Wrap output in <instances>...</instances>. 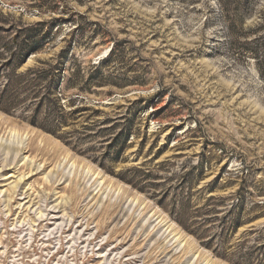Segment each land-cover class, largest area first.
Here are the masks:
<instances>
[{"label":"rangeland","instance_id":"374dc122","mask_svg":"<svg viewBox=\"0 0 264 264\" xmlns=\"http://www.w3.org/2000/svg\"><path fill=\"white\" fill-rule=\"evenodd\" d=\"M38 24L54 39L19 64ZM259 29L264 0H0V264H264ZM71 40L85 75L111 61L105 87L60 95V138L47 88ZM154 206L200 257L144 223Z\"/></svg>","mask_w":264,"mask_h":264},{"label":"trees","instance_id":"16d2710c","mask_svg":"<svg viewBox=\"0 0 264 264\" xmlns=\"http://www.w3.org/2000/svg\"><path fill=\"white\" fill-rule=\"evenodd\" d=\"M46 24H38L36 28H32L30 30H27V36L28 40L30 42H27L24 44L23 48H21L19 56L16 60L19 64H22L24 59L33 52H37L40 48L39 42H42L41 35H44L43 41L50 42L51 33H53V29L48 30V33H45L42 29L45 27ZM80 26L75 29L78 31ZM259 30H253L251 36H246L245 38L247 40H250V38H253L251 41L246 42L247 48L250 50V55L253 56L256 62V66L258 71H262L264 68V32H261ZM45 33V34H44ZM72 36H74V34ZM74 47H76V42L74 43V40L69 41L68 47H66L65 50H63L60 60L62 61L57 67L56 72L58 73V80H56V77L54 80L50 82V86L47 88L48 92V106L53 107L54 116L58 117V125H52L50 128H44V130L47 133H51L52 135L56 137H60L59 134L64 131V129L67 127V124H64L63 121L65 120V117L63 116L65 114V108L62 106V99L60 98V95L65 92H71V91H78L81 93H92L94 88H103L106 86L107 81L100 75V68L111 61V58L108 60H105L104 62L94 65L93 70L94 72L88 73L87 75L84 74L83 66L77 59H75L72 52L74 51ZM115 48L112 50V52L115 53ZM113 53V54H114ZM113 57V56H112ZM60 66V67H59ZM64 72H68V77L62 78V74ZM45 74V72H44ZM48 75L50 74L47 73ZM42 79V78H41ZM63 79V80H62ZM43 80V79H42ZM64 86V88H62ZM66 96V95H64ZM63 98V97H62ZM70 118L75 119L78 115H80V112L78 110L72 111L70 114ZM55 119V117H54ZM111 131V130H108ZM105 133V132H100ZM61 138V137H60ZM116 144L111 148L115 151L117 157L123 154L126 151V144L129 141V134H120V137L117 138ZM110 149V150H111ZM239 224L234 223V229L238 228Z\"/></svg>","mask_w":264,"mask_h":264},{"label":"bare ground","instance_id":"6f19581e","mask_svg":"<svg viewBox=\"0 0 264 264\" xmlns=\"http://www.w3.org/2000/svg\"><path fill=\"white\" fill-rule=\"evenodd\" d=\"M17 138V140H18V142L16 143V145L15 144H13V146L11 145L12 143H10V144H6L4 147L7 149V155L9 156H11V159L13 158L14 160L13 161H15V160H17V158L20 156V154H22V152L25 154V150H26V148H24V147H26L25 146V138H23L22 136H20L19 137V135H14L13 134V138ZM3 143H4V140L3 139H0V150L3 148ZM23 159H25L26 161H27V163H28V166H29V168H31L32 169V173L33 172H39L40 170H41V166L40 165H35L36 163L34 162V160L33 159H30V158H28V157H24ZM8 160V159H7ZM67 161V160H66ZM71 167H75V164H71ZM73 170V169H72ZM78 172V171H77ZM30 174V173H29ZM88 175H90L91 177H93V178H95V180H97L98 179V184L99 185H104V183H105V181H104V176H101V174L99 173V172H97V174L93 171L92 172V170L91 169H88L87 171H86V176H88ZM50 176H52L51 174L50 175H48L47 176V178H46V182L48 181V179H50L51 177ZM23 178H25V176H22L21 177V179H20V182H21V180L23 179ZM19 182V183H20ZM122 190V188L120 187L119 188V192ZM133 203L134 204H136V205H143L142 203L140 204V199H138V198H134L133 200ZM10 202V201H9ZM10 204V203H9ZM133 204V205H134ZM159 211V208H156L155 206L153 207V209H152V212H150L149 214H147L144 218H143V221H144V223L146 222V223H154L156 226H154L153 228H157L158 226H162V229H161V234H160V236L164 239V240H167L168 238H170L171 239V241L170 242H172V241H174L173 243H178V246H177V248L179 249V247L181 248V247H185V251H189L190 250V252H192L193 250L190 248V247H188V245H189V242H188V237L187 236H185V235H183V233H182V230L181 229H178L179 228V226L173 221H171V220H169V218L167 217V215L164 213V212H162L161 210H160V212H158ZM44 216V215H43ZM42 217V216H41ZM145 223V224H146ZM178 227V228H177ZM82 233V232H81ZM187 238V239H186ZM190 239V238H189ZM191 242V241H190ZM171 244V243H170ZM187 246V247H186ZM193 248V247H192ZM184 252V251H183ZM198 252V251H197ZM193 253V252H192ZM196 253V252H195ZM195 253H193V255H192V257L193 258H198V257H200V255L198 256V253L197 254H195ZM204 260V262L205 263H203V264H215V261H214V259L213 258H211L210 256L209 257H206L205 259H203ZM202 263V262H201ZM200 263V264H201ZM192 264V263H191Z\"/></svg>","mask_w":264,"mask_h":264}]
</instances>
